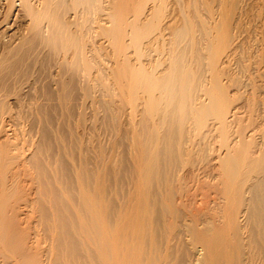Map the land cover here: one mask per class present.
I'll use <instances>...</instances> for the list:
<instances>
[{
	"label": "bare ground",
	"instance_id": "1",
	"mask_svg": "<svg viewBox=\"0 0 264 264\" xmlns=\"http://www.w3.org/2000/svg\"><path fill=\"white\" fill-rule=\"evenodd\" d=\"M165 1L153 0L155 7L144 24L141 21L142 24L138 23L142 10L138 15L135 11L134 16L129 18L124 6L127 0H116L112 4L113 8L109 5L112 9L108 13L105 10L110 25L102 33L109 40L107 43L111 44L118 57L122 54L125 56V52L132 48L139 60L138 67H132L131 63L127 65L128 62H124L129 56L124 59L122 55V63L118 62L122 71L118 69L120 73L114 75L117 78L120 74L124 77L130 73L125 72L130 69L127 66L135 68L129 78L131 84L127 83L132 86V92L129 91L131 99H138L139 93L147 98L143 99L144 118L140 123L142 137L136 146L142 172L139 181H132L133 190L131 188L130 192L127 189L126 192L124 188L129 185H124L121 180H117L121 182L118 185L114 184L116 180L112 181L113 184H106L103 164L105 150L99 140L93 146L82 147L70 137L71 144H75L74 150L72 145L67 144L68 136L65 140L58 137L51 122L57 114L58 118L61 116L66 121L73 115L72 111L76 113V110L71 109L72 105L70 107L73 101L83 106L94 97L110 94V87L106 88L103 83L105 73L100 67L102 63L94 58L98 55V49L92 50L88 45V42L91 44L89 38L93 32L92 18L96 12L103 13L102 1L0 0V28L1 25H9L11 20L15 21V17L16 20H24H20L23 24L17 34L13 31V35L0 36V41L5 38L8 40L6 43L0 42V131L2 128L5 130L4 127L8 128L3 126L2 117L9 114L11 126L14 127L17 119H21L20 122L23 119L29 123V136L30 133H34L32 137L40 133L38 136L42 137H37L40 139H37L38 142L32 139L25 143L29 145L27 148L32 147V151L22 158L24 164L33 171L34 178L30 180L34 179L36 185V200H33L37 208L36 221H32L34 227L31 231L27 230V235H23L24 230L14 231L16 226L11 227L12 217H7V208L4 209L11 193L6 188V178L0 175V264H7L9 260L13 261L12 264H181L178 259L172 260L174 250L169 245L170 240L169 243L166 241L164 248L160 234L146 226L151 215L150 204L165 200L166 204L165 201L161 204L166 207V217L175 215L176 212H172L169 205L171 208L174 194H177L172 183L180 181L177 180L180 177L176 178L179 176L178 165L181 160L184 161V157L193 153L208 154L212 148H209L212 143L209 139L214 136L220 139V144H217L220 148L215 150L219 152L222 149L216 159L222 177V187L217 191L223 196L226 209L229 210L221 214L223 224L220 227L216 226L211 233H207L208 230L206 234L203 230L201 234L196 232L194 241L203 251L197 263L264 264V109H261L260 121L257 122L255 114L260 111L258 103L254 101L255 98L249 102L258 87L257 80L254 83L250 81L252 77L246 78L245 75H249L246 71L251 57L248 53L252 48H249V42L241 40L248 34L250 37L251 32V35H260L264 40V29L257 31L254 28L252 31L246 21L243 22L242 18L247 19L249 15L247 0H193L189 3L192 12L183 11V24L172 31L167 46L159 22ZM14 21L12 24H15ZM154 32L158 35L154 41L162 40V43L159 41L162 45L159 46L160 50L155 51L156 47L153 49L158 59H154L156 62L149 70L144 66L145 63L142 64L146 70L140 63L144 55L141 46ZM126 38L127 42L124 41ZM150 54L148 57L152 56ZM161 56L164 58L160 59ZM93 67L98 68L91 80L90 70ZM255 70L250 72V76L257 72ZM260 73H256L259 79L263 72ZM243 89H250L252 96L247 98L249 103L246 100V104L236 108L229 99L230 91L239 90L238 93L243 94ZM102 108L104 115L98 122L104 130H108L113 122L111 108L108 104ZM150 121L152 129L148 127ZM20 122L18 124H22ZM16 128L12 130L18 132L19 127ZM52 131L58 136L52 134L51 138ZM45 138L48 147L42 146ZM5 144L0 142V170L4 172L11 167V163H17V157L12 159L11 155L9 158L4 156V152L8 151ZM8 144L11 146V143ZM16 144L13 143V146ZM71 148L77 152L74 162L71 155L75 153ZM60 156L65 159L68 157L71 164L61 159L64 164L59 162ZM199 157L201 159L202 156ZM136 197L142 205V212L139 211L136 216L129 215L125 212V205ZM152 215L154 221L159 222L163 210L152 212ZM132 218L135 219L133 222ZM23 236H27L30 244L25 252L21 246L26 241ZM31 249L34 252L31 253ZM186 260L182 264L195 262Z\"/></svg>",
	"mask_w": 264,
	"mask_h": 264
},
{
	"label": "rangeland",
	"instance_id": "2",
	"mask_svg": "<svg viewBox=\"0 0 264 264\" xmlns=\"http://www.w3.org/2000/svg\"><path fill=\"white\" fill-rule=\"evenodd\" d=\"M101 1H102L101 6L103 7L102 8L103 13L98 12V14H97V12H96L95 13L96 15H94L95 18L94 17L92 18L93 23L91 25V31L93 30V32L90 33L89 41H91V44H89V42H88V45L91 46L90 48L92 50L96 49V48L98 49L97 50L98 52L96 51V53L99 56L96 54L97 56L94 55L95 56L94 58L99 63H102L101 65L100 64L99 65H100V67L102 66V69L104 70V73H105L103 83H104L106 88L110 87L111 92L109 91L110 94H105L99 98L94 97V98L86 101L85 105H83V106H81V104L78 101L71 102L70 107L72 105L71 109L76 110V111H74L76 113H73V111L71 110L72 111L71 114H73V115H71V117L69 116V118L66 120L67 122L61 116L58 118V114H57V116L54 115L55 116L54 119L51 120V122L54 124L53 126L55 127V128H53V131L54 132L57 131L55 133L58 134L59 136L56 135L52 131L53 133H50V137L52 138L53 136L54 137H57V136L60 137L61 136L62 138L61 137L60 138L65 140V138L68 136L66 139L69 140L68 141L69 143L66 140L67 144L72 145L71 142L73 140V141H76L77 144L80 143V145L82 147H84V146L88 147L91 145L93 146L100 141L101 144L104 146V150H105V162L103 164H104V169H105L104 178H105L106 184H108V185L110 183L113 184L114 182H112V181H114V180H116V182H117L114 184H117V185L121 184V182H123L124 185H125V183H127V185H129V186L126 185L127 187L125 186L126 188H124V189H125V191L127 189H128V191H130L131 188L133 190L132 186H134L132 184V181H139L140 173L142 172V162L139 159V152H138L136 146H137V143L139 142L138 140L142 137V135H141L142 128L140 126V123L144 118L143 111H144L145 102L143 99L146 100L147 98L144 94L139 93L137 95L138 99H136V100L131 99L132 97H131L130 92H132V91L130 90V88L132 86L130 87V85H128V84H131L130 83L131 80L129 81V78L132 75V70L135 69V68H131V66L135 67V66H137V64L139 65V60H137L138 59L137 55L135 56L132 48H130L129 50H127L125 52V56L126 57L129 56V58L127 57V60L125 59V56L122 54L124 56L123 58L125 59V60L123 59L124 62L127 61L128 62V63H126L127 65H129L131 63L130 64L131 66L126 65L128 68L130 67V69L126 68L127 71L125 70V72H127V73L130 72V73H128V75H125L124 77H121L120 76L121 74L118 76V78L115 76L118 73H120L119 67L121 65L118 62L122 61V57H121L122 55H120L119 57L116 56V52L112 48L111 44L109 45V43H107V42H109V40L106 39L107 37H104V33H102V31L107 30L108 26L110 25V24H108V21H107L108 19H106L107 17L105 16L106 15L105 13H106V11H107V13L110 11V8L112 6H114L112 4L114 2H116V0H101ZM129 1L127 0L126 4H124L126 10L128 11L127 12L128 16H130L129 18H132V15L134 16L135 11H136V15H138L140 13V11L142 10L141 11L142 15L140 14L141 16H138L139 17L138 23H140V21H141L144 24V22H146V19L149 18V15H151L150 13L153 12L152 8L155 7L154 6L155 3L153 2V0H144V2H143V0H129ZM145 1H146V4H144ZM191 1H193V0H166L165 1L164 9L162 11H160L162 13V14L160 13L162 18L159 15V18H160L159 22H160V30L162 28L161 33L164 34L163 38H164V41L166 39V45L167 46H169V43L171 41L172 31L176 27H179L180 25L183 24L182 22L184 19L182 18L183 17L182 13H185V12L191 13L192 12V10L190 8V4H189V3H191ZM247 1H249V2H246V4L249 3L248 5L251 8L247 7L250 12L248 11L249 15L247 14L248 15L247 19L242 18L243 22L246 21L247 27L250 28L251 30L254 28H256L255 30H257V31H258V29L263 30L264 29V5L261 1L264 2V0H258V1L247 0ZM258 2H259V4H258ZM188 6H189V8H187ZM141 7H143V8H141ZM257 7L258 8L260 7V8L258 9ZM188 9H190V10H188ZM0 10H1V3H0ZM183 11H185V12H183ZM181 15H182V17H181ZM14 19L16 22L14 20L9 21V25L10 24L12 25V26H10V29H9V25H5V24L1 25L0 33L2 32L3 35L1 33L0 36L4 37V35H5V37H6V35L8 36V35L12 34L13 31H14V34H17L18 28L23 24V22H20L21 18L19 20L17 18V20L20 22V24H18L19 22H17L16 17ZM12 21H14L15 24H12L13 23ZM21 21H24V20H21ZM142 23H140V24H142ZM99 26L103 29H101V28L99 29ZM106 26H107V28H106ZM6 29H7V31H6ZM4 30H5V32H4ZM251 33H250V37H252V38L249 37V34H248V36L246 35L245 37L241 38V40L244 39L245 42H247V43L249 42L248 44L251 46V47L249 46V48L253 49V50L249 49L250 51L248 54H249V57L250 56L251 57L249 58V60L247 62L249 69L247 67L248 71H246L249 75L245 74L247 76V77L246 76L245 77L246 78L252 77V79H250V81L253 80L254 83H255V80H257L256 86H258V87L255 86L256 92L254 91L252 93V95L254 97H251L252 95L250 93L251 91H249L250 89H248V90L243 89V91L241 90V92H243V94L242 93L240 94V92L238 93L239 90L238 91L231 90L230 95H229V99L231 98L230 100H232L231 101L232 105L236 106V108H238V106H240V105L242 106V105H244V103L246 104V102H248V100H247L248 97L249 98L251 97L249 99V102H250V100L252 102V98L253 99L255 98L254 101H256L258 103V104L256 103L258 105L257 108H258V110H260L259 114H258V112H256L255 117H257V120H258V121L257 120L256 121L259 122L260 121L259 116L261 115V112L264 109V75H263L264 74V40L260 35L255 36V34H253L255 36L254 37L253 35H251ZM102 34H103V36H102ZM150 35H151V37L148 36V38H146L145 41L143 42L145 44H142L143 46H141L142 52L144 53V55H143L144 57L142 56L140 58L141 65L145 63L144 66L147 67L148 70L151 68L150 66L153 64V62H156V60L158 59V56H156V53H154L153 51L154 50L155 51L160 50L159 46L162 45L161 44L162 40L158 39V40L154 41V38H156V36L158 38V35L156 32H154ZM92 36H93V38H91ZM248 37L250 39H252V41L249 40ZM253 38H255L256 43L254 42ZM147 39H149V40H147ZM239 40L240 39H238V41ZM5 41L7 42L8 40L5 38V40L0 41V42L2 43ZM124 41L127 42V38ZM159 41H161V43ZM257 43H258V45H257ZM92 45H93V47H92ZM99 45H101V46H99ZM146 45H147V47H146ZM259 46H261V47H259ZM155 47L156 48L158 47V48L156 49ZM167 48L168 47H166V54H167ZM111 50H113V51H111ZM147 52L149 54L151 53L150 55H152V56L148 57L149 54H147ZM163 58H164L163 56L160 57V59H163ZM257 58H259V59H257ZM147 59L149 61H147ZM154 59H156V60H154ZM135 61H136V64H135ZM249 61L250 62L252 61V62L249 63ZM256 62H259V63L257 64ZM116 64H119V65H116ZM255 64L256 65L260 64V65L256 66ZM250 67H251V70H250ZM254 67H256L255 69H257V70L252 69ZM97 68L93 67L90 70L91 80L94 79L93 77L97 73ZM142 68H143V65H142ZM143 69H146V68H143ZM253 70L257 71L256 72L257 74L260 73L259 71H261L260 74H262V72H263L262 76H260V79H259V76L256 75V73H254V74L251 73L252 75L250 76V72H252ZM120 71H122V70H120ZM55 74H58V73L55 71ZM112 76H113V78H112ZM125 77H126V79H124ZM253 77H254V79H253ZM119 78H122V79L120 80ZM261 78H262V80H261ZM123 79H124V81H122ZM125 80H127V82ZM260 81H262V82H260ZM125 83H126V85H128V87L125 85ZM244 91L245 92L248 91V92L244 93ZM234 92L236 95L234 94ZM246 95H247V97H246ZM239 97H241V98H239ZM241 103H243V104H241ZM107 104L111 108L110 115L113 117V122L110 125L108 130H104L99 125L98 119L103 117L104 109L102 107H103V105H107ZM232 105H230V107ZM73 106H74V108H73ZM75 107L79 108V110L75 109ZM3 116H4V117H2V122L4 123L3 126L8 127V128L4 127L5 130H3V128H2L1 129L2 132L0 131V142H3V143L6 142L5 146L6 145L8 146V148H7L8 151H7V149L4 150L7 152L3 151L5 154L4 156L5 157L8 156L7 158H9V155H11L10 158L13 157L12 159H15V157H17V160L15 161L17 163H14V164L11 163L12 165L10 164L11 167H8L9 170L7 169L5 171L6 173L4 171L0 170V175H2L1 177L3 178V176H4L6 178V180H5V182L7 183V184L5 183L6 188H9L10 190L9 189L8 190L11 193V195H10L11 197H9L8 198L9 200H7L5 202L6 204H4V209L7 208L6 209L7 217H9V218L12 217L11 218L12 221H10V223L12 222L11 224H13V225H11V227L16 226V228L15 229L12 228V230L14 229V231L16 230V232H17V230H20V232H23V230H24V232H23L24 234L20 233L19 231H18V233L23 234V235H27L26 232L29 233L27 230L31 231V228L33 229V227H34L33 222L36 221V218H35L36 217V213H35L36 210L35 209H37V208L35 206L36 205L35 202L33 204V200L34 201L36 200V197H34V196H36V192H34V190L36 191V185H35V182H33L35 180L34 179L30 180L31 177L34 178V175L32 174L33 171H31L30 168L28 167V165L27 164L25 165L23 162L24 157L29 155L30 151H32V147H30V149L27 148L29 145L27 146V144L25 145V143H29V141L32 139H33L32 140L33 142H36L37 139L39 141L40 139L37 137H40L41 139H42V137L38 136V135H40V133L36 134L35 135L36 137L31 136L34 133L33 134L30 133V136H29V134H27L28 133V125L27 124H29V123H25V120L22 119V122H20L21 119H17V122L14 123V127H13V126H11V124H12L11 123L12 120H10L11 115L7 114V117L5 115H3ZM243 117L245 118L246 116L244 115ZM255 117H254V119H255ZM18 121L22 124H18L19 123ZM63 122H65V124ZM16 124H18V125L16 126ZM151 124H152V122L150 121L148 123L149 129H152ZM19 125L22 127H20ZM24 126H26L27 128ZM10 127H11V129H9ZM18 127H19V129H18ZM96 127H98L97 130H95ZM14 128L18 129V132H16V130H12ZM24 128H25V130H24ZM98 129L100 131H98ZM21 131H22V133H20ZM25 131H27V132H25ZM147 132L152 134L148 130H147ZM25 133L27 134V136ZM213 133H214V135H216L215 132H213ZM52 134H53V136H52ZM214 135L212 134V136H214ZM70 137L72 138V140ZM214 137L209 139L210 140L209 142L210 143L212 142L211 143L212 145L208 142L210 144L209 148L212 147L211 150L207 152L209 155L206 153H205L206 155L200 154V153H193V155L191 154L189 156L184 157V159H183L184 161L181 160L180 164L178 165L179 171H177L178 172L177 175H179V176L176 175L177 176L176 178L180 177L179 179H177L180 181H177V182L175 181V183H172V187L174 188V190L177 189L176 191H174L177 194H174V200L172 199L173 202H172V204L170 203L172 205L171 208L169 205V209H171L172 212L173 211L176 212L175 215H173V217H171V216H169L168 218L166 217V207H164L161 204V202H164L165 200L159 201V204L158 203H156L154 205L150 204L149 213H151V215L149 217V220L146 223V226L154 229L156 232H158L160 234V238H161L162 245L164 246V248L166 247V241L168 242V240H170V243L169 242L168 243H169L171 249L173 248L172 250H174L173 252L175 253V254L173 253V255H172L173 256L172 260L178 259V261L181 262V264H182V261H184V263H185L186 259H187L186 260L187 262L189 260H192V261L195 260L194 264L198 262L197 259H198V257L202 256L201 254H203V251H202V248L198 244L195 243L194 239L196 238L197 234H201L203 232H205L204 234H206V230H208L207 233L208 232L211 233L214 228L220 227L223 224V222H222L223 220H221V214L224 213L226 210H229V209H226L227 204H226V201L224 199H222L223 196L220 194L219 191H217V190L221 189L220 186L222 187V185H221L222 184V182H221L222 177L220 175V172H221L220 168H218L219 167L218 166V160H216V159H217V156L219 155L218 153L222 152V149L219 150V152H217L218 149L220 148V146L218 147V145L220 144V142H219L220 139L216 136H214ZM214 139H215V141H214ZM23 140H26V141H23ZM94 140L96 141L95 143H94ZM43 141H44L45 145L42 143V146L48 147L46 138L43 139ZM43 141H41V142H43ZM8 142L11 143L12 147L10 146V144H8ZM91 142H93V143L91 144ZM13 143L14 144L17 143L19 145L16 144L15 145L16 147H15V146H13ZM74 145H72L73 147L72 146L71 147L74 148ZM20 148H21V150H20ZM41 148H43V147H41ZM215 149H217V151ZM44 150H47V148L45 149V147H44ZM74 150H75V148H74ZM44 152H46V151H43V153ZM75 152L76 151H74V153ZM6 153H7V155H6ZM76 153L75 154L72 153L73 155H71L73 158V162H74V155L75 156L77 155ZM19 155H21L22 157L21 156L19 157ZM198 155L202 156L201 159ZM205 156H206V159H205ZM63 157L58 158L59 162L61 160L62 161L64 160L63 162L67 161V163L70 162V161H68L69 160L68 157H66L67 159H65V157L63 159ZM212 158H213V161H212ZM202 159H203V162L201 161ZM207 159H208V161H207ZM185 161H186V163H185ZM209 161H211V162H209ZM63 162H62V164H64ZM71 162H70V164H71ZM67 163H65V164L67 165ZM214 165L216 167L217 166L218 167L216 168ZM68 166H70V165H68ZM68 166H64V167H68ZM62 167H60V168L63 169L64 167L63 168ZM28 168H29V170H28ZM212 170H214V171H212ZM1 171H2V174H1ZM7 171H8V173H7ZM216 171H218V172H216ZM113 172L115 173V175ZM211 174L213 176H211ZM123 176H124V179H122ZM119 178H121V179H119ZM117 180H121V182L120 181L118 182ZM127 180L128 181L131 180V181L128 182ZM131 200L132 201L129 200V202H127L128 203L127 206L125 205L126 211H125V209H124V211L126 213H128L129 215H135L136 216L139 211L142 212V210H141L142 205L139 203L138 197H136L135 199H131ZM27 202H28L29 206H26V205H28ZM25 203H26V205H25ZM30 204H32V206L34 205L35 208L32 207ZM146 204L149 205V203H147V202H146ZM165 204H166V201H165ZM10 206H12V207H10ZM161 209L163 210L162 219L159 222H156V221H154V215H152V212L158 213L159 211H161ZM227 213H228V211H227ZM133 220H135V219L132 218L131 222H133ZM201 230H203V232H200ZM196 232H197V234H196ZM23 237L26 238V241L24 240V242H22L21 246H22V251L25 249L24 250V252H25L27 249H29L30 244H29V242H27V236H23ZM24 243H25V245H23ZM27 243L29 245H27ZM32 249H34V248H32ZM32 249H31V253L34 252ZM7 256L10 257V254H8ZM14 259H15V257H14ZM9 262H10V264H12L11 262H13V261L9 260ZM9 262L7 264H9ZM178 264H180V263H178Z\"/></svg>",
	"mask_w": 264,
	"mask_h": 264
}]
</instances>
